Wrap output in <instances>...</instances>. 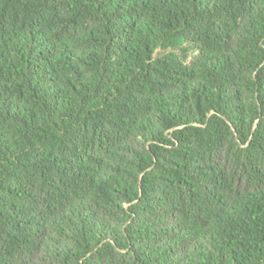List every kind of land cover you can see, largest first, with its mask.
I'll list each match as a JSON object with an SVG mask.
<instances>
[{
    "label": "trees",
    "instance_id": "obj_1",
    "mask_svg": "<svg viewBox=\"0 0 264 264\" xmlns=\"http://www.w3.org/2000/svg\"><path fill=\"white\" fill-rule=\"evenodd\" d=\"M0 264H264V0H0Z\"/></svg>",
    "mask_w": 264,
    "mask_h": 264
}]
</instances>
